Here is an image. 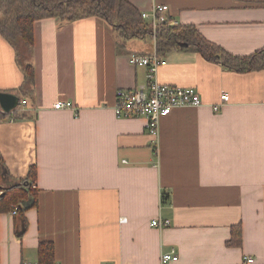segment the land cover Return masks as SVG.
Returning a JSON list of instances; mask_svg holds the SVG:
<instances>
[{"label": "crops", "instance_id": "1", "mask_svg": "<svg viewBox=\"0 0 264 264\" xmlns=\"http://www.w3.org/2000/svg\"><path fill=\"white\" fill-rule=\"evenodd\" d=\"M127 1L140 12L153 4ZM159 2L174 24L195 26L232 55L264 48V0ZM154 48L140 39L121 46L97 17L38 21L35 90L25 96L16 50L0 34V92L27 100L21 110L31 115L0 122V155L10 179L35 167L38 193L24 214L0 207V264H38L43 242L54 245L55 264H160L172 251L171 264H264V70L235 73L198 53H169L159 82L196 89L203 105L161 119L157 155L146 119L115 114L118 90L148 82L130 58ZM58 101L73 109H54ZM158 218L171 225L153 228ZM233 227L239 246L229 244Z\"/></svg>", "mask_w": 264, "mask_h": 264}, {"label": "trees", "instance_id": "2", "mask_svg": "<svg viewBox=\"0 0 264 264\" xmlns=\"http://www.w3.org/2000/svg\"><path fill=\"white\" fill-rule=\"evenodd\" d=\"M92 17L110 24L121 46L135 39L152 43L154 41V47L160 56H167L174 51L194 52L202 55L208 62L219 64L225 70L235 73L264 70V48L249 56H235L206 40L193 25L166 23L159 25L154 32L142 19L141 12L127 0H0V34L16 50L17 62L24 73L21 91L25 96H32L35 90V70L31 63L35 24L49 18L73 22ZM184 44L187 46H183ZM18 98L21 102L22 98ZM29 118L31 115L22 111L20 106L10 114L4 113L0 108V122ZM36 175L34 167L27 179H10L0 155V182H7L6 186L0 187V207L7 206L11 211L16 207L17 215L35 207L38 200L34 186ZM26 229L27 222L23 221L18 234L22 236ZM231 235L229 244L241 245V229L233 227ZM38 255V264H55V248L52 243H41Z\"/></svg>", "mask_w": 264, "mask_h": 264}, {"label": "built area", "instance_id": "3", "mask_svg": "<svg viewBox=\"0 0 264 264\" xmlns=\"http://www.w3.org/2000/svg\"><path fill=\"white\" fill-rule=\"evenodd\" d=\"M170 8L167 4L160 3L159 0H153L149 11H142L141 17L147 22L155 32L159 25L168 23L174 25L169 20ZM166 56H160L156 48L149 55H134L130 58L133 66H143L148 71L147 84L133 90L120 89L116 95L115 114L118 118H144L146 119V129L152 137L153 146L156 154L159 155L160 144V122L164 117H168L176 109L197 108L203 105L199 92L194 88H183L176 86L163 85L159 82L157 74L159 69L166 64ZM229 102V96L222 95V104ZM29 102L22 100L21 109L27 108ZM222 105L214 109L218 111ZM54 109H73L70 102L58 101ZM13 122V121H11ZM2 194V193H1ZM12 215H17V208L14 207ZM171 225L169 220L155 219L151 222L153 228L163 230ZM179 260L178 255L172 251L162 255L160 264L176 263ZM255 259L247 257L244 264H254Z\"/></svg>", "mask_w": 264, "mask_h": 264}, {"label": "water", "instance_id": "4", "mask_svg": "<svg viewBox=\"0 0 264 264\" xmlns=\"http://www.w3.org/2000/svg\"><path fill=\"white\" fill-rule=\"evenodd\" d=\"M183 46H187L184 44ZM20 106V99L12 93L0 92V108L6 113L10 114Z\"/></svg>", "mask_w": 264, "mask_h": 264}, {"label": "rangeland", "instance_id": "5", "mask_svg": "<svg viewBox=\"0 0 264 264\" xmlns=\"http://www.w3.org/2000/svg\"><path fill=\"white\" fill-rule=\"evenodd\" d=\"M146 42H148V43H152V42H149V41H146ZM153 44H154V41H153Z\"/></svg>", "mask_w": 264, "mask_h": 264}]
</instances>
